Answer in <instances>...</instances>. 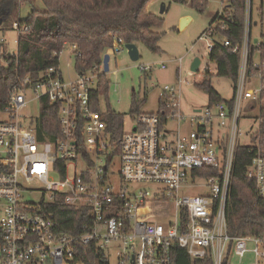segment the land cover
<instances>
[{"label":"built area","instance_id":"built-area-1","mask_svg":"<svg viewBox=\"0 0 264 264\" xmlns=\"http://www.w3.org/2000/svg\"><path fill=\"white\" fill-rule=\"evenodd\" d=\"M253 1L247 0L244 44L235 49L241 68L233 107L220 102L186 113L179 80L178 87L163 88L158 113L133 119L118 140L92 102L103 64L87 73L75 70L74 76L53 67L24 80V91L12 94L0 111L9 116L0 120V264H86V247H95L109 262L117 251V264H174L175 247L192 261L230 264L232 255L240 261L245 257L248 243L255 244L256 264H264V238L231 237L226 221L234 152L244 136L239 129L243 104L254 110L264 96V62L254 63L252 73L248 66ZM211 34L212 29L203 36ZM215 43H209L210 52ZM223 44L231 47L229 41ZM67 47L74 60L77 46ZM214 67L198 74H217ZM257 78L258 89L245 88L248 79ZM29 94L33 100L27 101ZM32 101L39 103L38 114L22 117ZM45 103L58 110V138L39 133ZM258 120L247 177L264 198V136ZM208 169L221 172L195 174ZM60 206L85 211V220L89 215L82 233L60 230L50 211Z\"/></svg>","mask_w":264,"mask_h":264},{"label":"trees","instance_id":"trees-1","mask_svg":"<svg viewBox=\"0 0 264 264\" xmlns=\"http://www.w3.org/2000/svg\"><path fill=\"white\" fill-rule=\"evenodd\" d=\"M45 10L33 9L25 21H19V41L16 55L1 51L0 57V111L8 107L12 94L24 91L27 77L36 79L50 68L60 66V55L68 45L77 46L74 59L75 70L87 73L103 64V58L109 51H116L121 45L142 44L154 53L161 51L159 42L162 34L155 29L163 25L162 17L149 11V5L156 0H41ZM178 4H190L203 12L207 1L200 4L196 0H172ZM264 1V0H263ZM225 17L218 14L209 24L207 33L212 29L211 39L219 36L209 53V59L217 65V76L229 79L233 90L237 88L241 68V54L235 49L242 48L246 30V0H228ZM21 3L19 0H0V22L3 26L11 20ZM25 27L28 30H24ZM204 33V34H205ZM203 34V35H204ZM202 35V36H203ZM201 36V37H202ZM229 41L231 47H225ZM264 62V33L262 42L249 44V72L254 71L255 58ZM255 73V72H254ZM211 74H205L194 85L204 90L209 97V104L227 102L233 107V101L224 100L212 86ZM102 72L99 75L97 89L92 94L94 110H100V98L109 92V83ZM146 103L133 98V119L141 116L140 107ZM161 109V101H160ZM259 117L260 129L264 136V96L261 100ZM108 128L115 132L120 140L125 133L124 116L115 112L102 114ZM39 133L51 138H58L61 130L58 110L45 103L38 122ZM255 141L253 139L252 144ZM252 145L237 144L234 152L230 180V190L226 206L228 234L231 237L264 238V198L257 195L255 181L247 177V169L255 157ZM219 170L208 169L199 174L215 177ZM57 217L61 231L82 233L85 211L60 206L51 207ZM82 261L86 264H110L102 252L95 247L82 249ZM174 264H214L211 258L192 261L187 252L179 247L173 249ZM224 264H228L227 260Z\"/></svg>","mask_w":264,"mask_h":264},{"label":"rangeland","instance_id":"rangeland-1","mask_svg":"<svg viewBox=\"0 0 264 264\" xmlns=\"http://www.w3.org/2000/svg\"><path fill=\"white\" fill-rule=\"evenodd\" d=\"M200 4L207 1V6L203 12L197 11L190 4H178L172 0H156L149 5V11L155 15L162 17L163 25L154 31L162 34L159 42L161 51L154 53L146 46L137 45L140 58L138 61H132L125 45H121L116 51H109L110 71L105 74L106 81L109 83V92L100 98V110L103 114L115 112L124 116L126 130L130 129L134 115L132 114L133 98L146 103L140 107L141 113H158L160 107V98L164 95L163 88L165 86H179V80L183 81V87L179 93L181 108L184 112H189L193 107L205 109L209 104L208 94L201 88L195 86V83L201 81L200 74H190L191 65L195 58H200L202 72L206 66L213 70L214 63L209 59V43L222 40L219 36L211 39L201 36L208 29L209 24L218 15L227 16L230 11H225L228 0H196ZM21 3L6 26L0 28V47L3 46L2 52L13 53L18 49L19 30L17 23L25 21L30 12L35 8L37 10H45L41 0H19ZM167 11L161 14L162 6ZM247 0H246V18H247ZM187 23L183 26V19ZM264 33V3L263 0L253 1L252 14V32L251 44L262 42ZM247 40V38H246ZM250 44V43H249ZM70 49L67 47L60 56V70L65 76L68 73L74 76L75 65L73 58H69ZM182 58V63L178 62ZM255 62H259V57L255 58ZM167 66L166 69L162 65ZM144 67H152L151 71L144 72ZM180 67V72L179 68ZM212 86L221 95V97L230 101L234 97V90L229 79L220 78L212 74ZM260 87L259 79H248L245 84L246 89L256 90ZM33 100L31 94L27 96V101ZM38 101H32L28 104V108L21 112L22 117H31L38 114ZM246 102L243 104V110L240 119L239 129L243 133V137L238 138V144L250 146L252 145V135L259 130V113L260 104H255V109L251 110ZM9 116H0V120H6ZM24 122V121H23ZM114 179L118 175V162L115 165ZM58 179L57 175H54ZM152 188V185L143 186ZM248 252L240 261L239 258L231 256L230 264H256V258L251 252L255 249V244L248 243ZM111 264L118 263V252L113 250L110 257ZM260 264H263L260 261Z\"/></svg>","mask_w":264,"mask_h":264},{"label":"water","instance_id":"water-1","mask_svg":"<svg viewBox=\"0 0 264 264\" xmlns=\"http://www.w3.org/2000/svg\"><path fill=\"white\" fill-rule=\"evenodd\" d=\"M166 12V7L163 5L162 9H161V14H164ZM185 21V20H184ZM183 21V23H185ZM2 25V22H0V26ZM258 41L255 40V44H257ZM128 52V55L130 56L132 61H138L140 58V54L138 51V47L135 44H126L124 46ZM110 56L109 55H105L103 58V73L107 74L110 71ZM200 65H201V60L200 58H195L192 65H191V69L190 71L193 72L194 74L199 73L200 70Z\"/></svg>","mask_w":264,"mask_h":264},{"label":"crops","instance_id":"crops-1","mask_svg":"<svg viewBox=\"0 0 264 264\" xmlns=\"http://www.w3.org/2000/svg\"><path fill=\"white\" fill-rule=\"evenodd\" d=\"M20 9V8H19ZM166 11H167V9H166ZM187 21V20H189V19H187V18H185V19H183V21ZM184 21V22H185ZM187 23H183V26H185ZM2 49H3V46H1L0 47V50L2 51ZM4 53H6V54H8V55H16L17 54V50H15V51H13V53L11 52V53H7V52H5L4 51ZM198 109H200V107H193V109L191 110V111H189V112H186V113H191L193 110H198ZM161 109H160V107H159V111H160Z\"/></svg>","mask_w":264,"mask_h":264}]
</instances>
